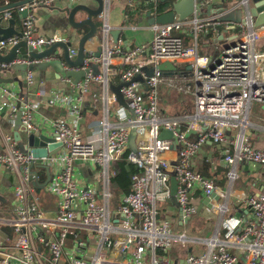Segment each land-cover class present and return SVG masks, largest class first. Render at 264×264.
Instances as JSON below:
<instances>
[{
    "label": "built area",
    "instance_id": "built-area-1",
    "mask_svg": "<svg viewBox=\"0 0 264 264\" xmlns=\"http://www.w3.org/2000/svg\"><path fill=\"white\" fill-rule=\"evenodd\" d=\"M55 2L33 0L20 6L17 10L28 11L21 22V36L8 42L15 45L24 41L32 51L41 53L46 46L61 41L57 35L49 38L38 35L34 12ZM109 2L100 15L102 20ZM143 4L156 10L158 1L145 0ZM249 4L250 0H240L246 14L239 23L223 21L212 13L204 16L196 10L191 19L152 25L150 42L128 50H124L122 40L115 43L109 39V28L105 25L106 40L100 57L88 55L77 68L63 63L66 70L86 72L74 85L78 94L56 97L68 109V118H42L37 113L39 102L20 98L15 89L1 88L0 110L7 111L14 124L21 112L20 130L28 137L34 136L39 144L22 151L13 133L0 136L3 149L0 173L12 172L18 179L13 200L0 209V264H165L157 258L159 251L165 253L188 242L205 244L207 249L188 255L186 264H264V193L242 196L239 203L248 207L247 219L244 216L223 219L224 238L222 226L208 239H189L186 230L177 234L173 232L170 214L158 208L173 201L180 209L181 224L186 227L199 214L195 197L208 199L210 206L204 210L210 214L216 209L211 203L212 194L216 193L227 199L219 207V214L224 217L230 212L229 193L216 186L212 178L195 171L192 164L193 157L208 142L224 147L231 188L239 178V165L245 164L251 172L264 168V149L251 144L250 132L253 104L264 105V52H257L256 48L264 24L255 26ZM222 26L239 29V41L222 48L217 58L202 54L199 37L216 34ZM186 37L190 44L186 43ZM115 55L137 60L120 74L122 82L127 83L121 89L127 108L119 106L109 87L108 77L113 71L109 61ZM74 56L76 53L71 52L72 60ZM45 59H16L0 67L8 70L15 65L42 63ZM162 60L189 64L194 71L189 84L178 85L176 74L166 78L171 73L159 69L165 64ZM92 64L102 65L104 73L95 74ZM138 76L143 82L135 80ZM33 81V73L28 71L26 82ZM92 82L102 85L101 99L105 104L102 118L93 124L98 145L84 141L80 124L81 106L84 96L91 92ZM162 84L191 94L194 113L163 117L159 92ZM116 104L120 107L117 121L111 122L110 109ZM261 129L264 131V125ZM163 131L171 132V138L161 139ZM133 133L137 152L129 146ZM42 137L50 139L48 146H58L46 156L37 157L32 150L44 148L40 145ZM168 153L174 157L169 159ZM125 157L137 172L131 175L130 192L115 199L111 190L113 168ZM77 160L89 163L98 171L101 181L86 182L75 165ZM172 177L178 184L175 199ZM39 191L57 199L54 212L43 209Z\"/></svg>",
    "mask_w": 264,
    "mask_h": 264
},
{
    "label": "crops",
    "instance_id": "crops-1",
    "mask_svg": "<svg viewBox=\"0 0 264 264\" xmlns=\"http://www.w3.org/2000/svg\"><path fill=\"white\" fill-rule=\"evenodd\" d=\"M145 0H110V5L105 15V19H98L99 23V34L101 35L104 32V26L107 25L109 28V32H119V40H122L124 43V50L133 49L135 47L147 44L150 42L153 36V30L150 24H148L149 18L147 17V13L149 8L148 5L143 4ZM77 3H82L86 5H95L93 0H79ZM67 1H62L56 4H53L49 7L37 8L35 12L36 16V24L38 27V35L42 37H52L53 35H57L62 40H72L70 35H72L73 39L79 40L81 36L88 32L89 28H83L80 30H73L70 28L68 22V15L62 12V9L67 6ZM202 9L199 12L202 15H207L210 12L214 17L221 16V18L226 17L227 19H231L232 21L239 23L245 19L246 10L240 4V0H203L202 1ZM242 7V9L240 8ZM163 12V11H162ZM155 13L153 14V16ZM12 17L16 20V28L18 31L22 29V19L18 14L17 10L13 11ZM78 20L84 19L86 16L84 13L78 14ZM143 23H140L141 19ZM191 19V17L189 18ZM109 33V39L113 40L112 35ZM211 38L208 36H200L199 37V49L202 51V54H212L213 56H218V53L222 51V48L219 46V42H238L240 38L239 29H228L225 26L219 28L218 33L210 34ZM187 44H190L189 38H185ZM125 43L127 45H125ZM101 46V42L99 38L90 41L86 45V51L89 52H98V48ZM257 52H264V32L262 33V38L256 45ZM60 57H50L45 59L42 63L34 64L37 66L33 71L26 70H9L7 71L3 77L14 79L13 83L9 84H0L1 88H9L15 89L19 91V97L24 98L26 100H33L39 102V108L37 113L39 116L45 119H65L68 118V109L62 106L57 100V95H76L77 88L74 87L76 82H80L84 78H80L82 70L69 69L66 70L63 66V60H58ZM76 59V56H74ZM54 61L60 62V65L55 64ZM137 60L134 58L125 57L124 55H118L111 58L109 61V66L113 70L109 73V82L113 86H119L122 83L120 74L121 72L135 63ZM189 65L186 63L178 64V66ZM98 66V74L104 73V67L102 65ZM65 70V72H64ZM28 71L33 73L34 81L32 84H28L26 82V75ZM171 74L180 75V72H171ZM80 78V79H79ZM189 80V79H188ZM187 80V81H188ZM189 84V83H188ZM169 89L171 87L167 86ZM178 91V90H177ZM180 92V91H179ZM183 93V92H182ZM103 94L102 85L96 82H92L91 84V92L84 96V102L81 106L82 108V119H81V130L84 141L92 142L98 145V135L94 133L93 124L96 120L102 118L105 104L101 99ZM185 94V93H184ZM190 95V94H185ZM161 96V95H160ZM1 100V98H0ZM163 98H161L162 103ZM113 105L110 109L109 120L111 122H116V113L120 110L121 105L117 106ZM123 107V106H121ZM255 113L250 112V122L252 124V128L250 132L252 134V141L256 139L258 141L257 144L253 146L257 149H264V131H262L261 127L264 125V105L256 104ZM253 110V106L251 111ZM251 119H253L251 121ZM262 120V125L258 124V121ZM16 124V122H15ZM15 124L11 122L10 116L7 111L0 110V136L2 134H14V126ZM20 131L21 140L27 139L28 136ZM28 147V141H27ZM224 147L219 144L206 143L201 150L196 154L192 159V164L194 170L201 173L202 175L212 178L215 181L216 186L220 187L225 192L229 193L228 205L229 210L233 211V214L229 218L233 217H242L247 218L249 214V209L245 204H240L239 201L242 199V196L245 195H258L260 193H264V168L258 167L254 171H245L242 175H239L238 180H241L240 184L235 187L234 185L229 191V180H228V172L230 170L229 166L224 162ZM3 151L2 146L0 144V153ZM169 159L174 157L173 154H166ZM75 165L78 167L81 172L84 180L86 182L97 184L98 171L94 170L89 163L85 161L77 160ZM115 164L114 166H116ZM247 168V166H246ZM239 169V167H238ZM248 169V168H247ZM46 173L45 171L42 172ZM250 173V174H249ZM18 182L17 176L12 172H1L0 173V209H3L6 204H9L13 200L14 195V186ZM246 186V189L243 187ZM237 188V189H235ZM49 195L53 197V201L46 200L47 208L43 209L47 212H54L57 204V199L47 193L40 192V195ZM215 196L219 197V200H216L215 197H211V203L215 204V210L206 214L204 207L206 206L204 202L206 200L195 197V205L198 206L200 210H202V218L206 220H211L213 218L217 219L216 229L221 227V221H226L229 219L227 215L224 217L219 214V207L226 203L227 199H223L214 193ZM120 196L125 195L123 193L119 194ZM210 206V203H208ZM160 206V207H159ZM158 206L160 212H168L172 217L175 233L182 234L187 229L185 226L181 224V212L178 206L173 202L169 201L167 203H162ZM235 206V207H234ZM218 207V208H217ZM232 208V209H230ZM237 209L240 211L237 212ZM230 213V212H229ZM176 215L179 216V220H176ZM199 215V214H198ZM243 218V217H242ZM222 219V220H221ZM189 224V223H188ZM210 228V224L208 225ZM173 228V227H172ZM7 233L9 229L5 230ZM215 231L207 232V236H212ZM222 231V230H221ZM224 233L221 232L222 238H224ZM177 246V245H176ZM175 246V247H176ZM174 247V248H175ZM173 248V249H174ZM171 249V250H173ZM179 249V248H178ZM170 251V250H169ZM168 252H161L160 258L162 262L165 264H183L186 262L184 257V252H178L177 255L170 256ZM191 252V249H190ZM205 252L202 248H199V252L197 254H201ZM182 254V255H181Z\"/></svg>",
    "mask_w": 264,
    "mask_h": 264
},
{
    "label": "water",
    "instance_id": "water-1",
    "mask_svg": "<svg viewBox=\"0 0 264 264\" xmlns=\"http://www.w3.org/2000/svg\"><path fill=\"white\" fill-rule=\"evenodd\" d=\"M32 1L33 0H24L15 4H10L4 7H0V43L3 42V44H0V64L2 63L9 64L16 59L39 60L50 57L53 58L60 57L58 60H63V63L65 62L67 65L73 68H77L82 66L84 59L88 55H92L93 57H100L102 55L103 44H105L106 35L104 34V32H102L101 35L99 34L98 19L100 18V15L105 11V8L107 6V0H93L95 2V5L92 6L82 3H77L76 0H56L54 4L62 1L68 2L67 6H65L62 9V12L68 15V22L71 29L77 31L86 27L89 28L88 32L85 33L83 36H81L79 40L73 39L72 35H70L69 37H71L72 40H61L59 42H56L52 46H46V49L41 53L32 51V49L29 48L26 42L24 41H21L15 45H11L8 42L9 39H11L14 36H21L20 31H18L16 28V20L12 17L13 11L17 10L20 6L28 4ZM157 1L158 4L156 10H149L147 13V17L149 18L148 24H150L151 26L155 24L162 25V24L172 23L174 21H183L189 19L190 17H193L196 10L202 9L201 0H157ZM249 7H250V13L255 19V26L259 27L263 25L264 0H250ZM17 12L21 16V19H24L28 14V11L17 10ZM79 13H84L86 17L82 20H78L77 16ZM154 13L155 15L153 16ZM221 20L232 21L231 19H227L226 17L221 18ZM109 33H111L110 35H112L113 41L116 43L119 39V32H109ZM97 38H99L101 42V46L98 48V52L88 53L86 51V45L90 41ZM71 52L76 53L75 60L71 59L70 57ZM54 62L55 64L60 65V62L58 61H54ZM11 69L12 68L8 70H2L0 67V84H9L14 82V79L12 78L3 77V75ZM91 69L95 74H98L97 65L92 64ZM159 69L165 73L177 72V66H175L173 63L162 64L159 66ZM82 73L85 76L86 72H82ZM148 75L149 76L152 75V72H148ZM135 80L143 82L141 76L136 77ZM125 86H127V83L124 82H122L119 86H113L112 84L109 83V87L112 90V92L116 95L119 104L127 108V104L121 93V89ZM20 118H21V112L18 113L17 121L15 124V132H14V136L19 143L21 142V136L19 131L21 127ZM226 134L227 135L230 134V129L226 130ZM160 138L161 139L171 138V132L163 131L162 134L160 135ZM42 139L43 140L40 143V145L44 148L42 149L34 148L32 150L34 155L37 157L46 156L48 151L52 152V150L56 146H58V145L48 146L47 142H50V139L46 137H42ZM37 144H39L38 140L34 136L28 137L29 147L37 146ZM129 146H130V142H129ZM46 147H48V150H46L47 149ZM177 187H178L177 181L175 177H172L171 189H172L173 199H175ZM229 191H231V184L229 186ZM212 196L215 197L216 200H219V197L215 196L214 193L212 194ZM204 204L209 207L208 199L204 202ZM183 264H186V262L184 261Z\"/></svg>",
    "mask_w": 264,
    "mask_h": 264
},
{
    "label": "rangeland",
    "instance_id": "rangeland-1",
    "mask_svg": "<svg viewBox=\"0 0 264 264\" xmlns=\"http://www.w3.org/2000/svg\"><path fill=\"white\" fill-rule=\"evenodd\" d=\"M203 1V0H201ZM242 9V7H240ZM140 23H143L142 18L139 19ZM234 42H219V46L221 48H224L226 46L231 45ZM218 56H214V58H217ZM181 61L179 62H174L173 64L176 66L178 64H180ZM29 67V70L33 71L35 68H37V66H35L34 64L30 65V66H26V65H15L13 67L12 70H21V71H26ZM179 68H177L178 72H180V75L177 78V81H179L177 84L182 86V87H186L188 85V79H190L193 76V68L190 65H183V66H178ZM65 72V70H64ZM66 73V72H65ZM167 73V72H166ZM80 78H82L84 76L83 73L79 74ZM174 74H168L165 75L166 78L168 77H173ZM79 78V79H80ZM111 90V89H110ZM112 91V90H111ZM159 92H160V98H163L162 103L160 101V109H161V114L163 117H168V118H175V117H185V116H191L194 111H195V101L193 96L190 95H185L182 92L177 91V89H169L165 84L160 85L159 88ZM192 92V90H191ZM257 103L253 104V110L251 111V113H255V106ZM132 116V114H130ZM251 117V116H250ZM253 118V117H251ZM253 119H251L252 121ZM259 125H262V120L258 121ZM27 139H23L21 140V142L19 143V149H21L22 151L27 150ZM258 141H256V139H253V141H251V144H257ZM130 149L131 151L137 152V143L135 141V133H133V135L130 136ZM245 171H249V169L246 168L245 164H241L239 165V169H238V174L242 175L243 172ZM250 174V173H249ZM97 181H101V177L98 176ZM241 180H237L234 183V186L237 187L240 184ZM111 186L112 183H111ZM101 188V185L99 186ZM243 187L246 189V186L243 185ZM15 188V186H14ZM99 188V190H100ZM237 189V188H235ZM115 199H119L120 195L118 194V192L116 191V189L114 188V186L111 188ZM100 196V194L98 195ZM0 201L1 197H0ZM160 207V206H159ZM198 207V206H197ZM235 207V206H234ZM232 209V208H230ZM199 210V215H197L194 219L189 221V224L186 226L187 229V237L189 239H208L209 236H207V232H211V231H215L216 229V225H217V219L213 218L211 220H206L204 218H202V210ZM240 210L237 209V212H239ZM233 214V211L230 210V213L228 212L226 215L227 217H231ZM176 220H179V216L176 215ZM228 219H226L227 221ZM211 225L210 228L208 225ZM225 222L222 225V231L221 232H225ZM173 232H175L174 230V226H173ZM12 237H14V235L12 234ZM179 248V249H178ZM199 248H202L203 250H206L207 247L205 244H198V243H192V242H188L187 245L182 246L181 244H178L173 250H170V256L172 255H177L178 252L180 251L181 253L184 252V257L187 258L188 255H190L191 253L193 255H196L197 252H199ZM191 249V252H190ZM158 252V251H157ZM168 252V251H167ZM160 251L158 252L157 258H160ZM182 255V254H181Z\"/></svg>",
    "mask_w": 264,
    "mask_h": 264
},
{
    "label": "trees",
    "instance_id": "trees-1",
    "mask_svg": "<svg viewBox=\"0 0 264 264\" xmlns=\"http://www.w3.org/2000/svg\"><path fill=\"white\" fill-rule=\"evenodd\" d=\"M21 1H24V0H0V7H4L10 4H15ZM211 37L212 35H208V38H211ZM113 171L115 172V176L112 178L111 183L116 189V191L118 192V194L129 193L130 186H131V175L137 172V168L133 165L128 164L126 161V157H125L123 160L119 161L116 166H114ZM39 192H42V191H39ZM41 200H42L43 207L46 209L47 208L46 200L53 201L54 199L53 197H50L49 195H43V198H42V194H41Z\"/></svg>",
    "mask_w": 264,
    "mask_h": 264
},
{
    "label": "bare ground",
    "instance_id": "bare-ground-1",
    "mask_svg": "<svg viewBox=\"0 0 264 264\" xmlns=\"http://www.w3.org/2000/svg\"><path fill=\"white\" fill-rule=\"evenodd\" d=\"M162 61H164V63H166V62H172V61H165V60H162Z\"/></svg>",
    "mask_w": 264,
    "mask_h": 264
}]
</instances>
